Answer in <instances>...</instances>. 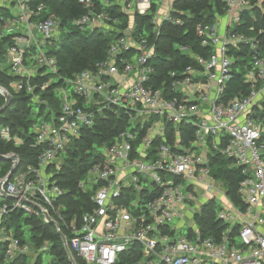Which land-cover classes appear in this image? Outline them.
Listing matches in <instances>:
<instances>
[{"label": "built area", "instance_id": "built-area-1", "mask_svg": "<svg viewBox=\"0 0 264 264\" xmlns=\"http://www.w3.org/2000/svg\"><path fill=\"white\" fill-rule=\"evenodd\" d=\"M77 1L84 12L71 21L72 27L104 29L114 32L115 39L103 59L65 77L49 52L69 31L58 15L31 0H0V38L12 40L5 62L20 77L12 87L44 107L32 126L40 146L36 163L17 168L4 182L7 174L0 178V263L36 253L2 225L5 216L22 210L46 223L49 216L59 227L63 222L70 252L72 248L87 264H117L122 253H127L126 264H264V139L257 116L264 99V29H237L247 19L256 20L257 11L264 17V0H220L224 13L213 23L195 26L212 52L195 57L200 68L169 71L168 85L163 80L159 86L152 78L157 40L164 23L183 26L186 11L175 7L179 0ZM117 10L124 16H117ZM138 16H150L149 29L138 32ZM245 46L248 91L224 100L233 77V51ZM39 74L49 79L34 83ZM52 84L59 100L56 110L39 93ZM106 110L122 112L128 126L112 142L86 150L95 157L77 186L90 193L91 208L66 223L60 203L65 190L54 174L72 141ZM181 124L191 129L187 141ZM0 136L11 139L8 126L0 128ZM215 154L241 169L240 201L228 196L224 180L212 174ZM4 155L11 166L16 156L19 165L16 153ZM211 201L225 224L218 235L204 234L195 217ZM188 214L196 222L187 223ZM48 245L45 241L37 250Z\"/></svg>", "mask_w": 264, "mask_h": 264}, {"label": "trees", "instance_id": "trees-1", "mask_svg": "<svg viewBox=\"0 0 264 264\" xmlns=\"http://www.w3.org/2000/svg\"><path fill=\"white\" fill-rule=\"evenodd\" d=\"M36 6L44 4L47 10L55 12L61 19V27L69 29L67 33L61 34L60 38L52 44L49 52L55 57L58 72L65 77H73L76 73L94 64L96 61L104 58L108 44L115 39V33L104 29L79 31L72 27L71 21L80 16L84 10L78 4L77 0H31ZM175 7L186 11L182 18L183 26H173L164 23L160 37L157 40L156 54L153 59L155 66L154 78L155 86L161 85L162 81L169 82V71L181 72L187 66L200 68L195 57H207L212 52V47L202 44V38L196 34L195 26L199 22L213 23L217 15L224 13V5L220 0H179ZM117 16L123 17V13L117 10ZM257 19H247L238 30L248 31V26L253 25L255 29H264V17ZM150 16H138V32L142 28L149 29L148 19ZM12 44L10 36L0 38V86L6 88L12 95L10 105L0 113V128L8 126L11 139L5 140L0 136V154L14 152L18 155V171H22L27 165L35 164L40 146L35 145L36 139L33 131L34 122L43 116L44 107L33 104L31 96L25 91H15L13 83L20 77L11 74L3 67L6 60V52L9 45ZM188 45V51H182L180 47ZM236 60L233 65V77L227 83L224 100L235 96L241 90L243 94L248 91L249 84L244 81V72L249 65L248 47H242L240 51L234 50ZM49 79L48 75L39 74L34 78V83H43ZM54 84L41 92L40 95L48 98L51 107L56 110L59 106V100L53 92ZM5 98L0 93V106ZM257 116L261 119L263 126L262 138L264 139V99L257 107ZM127 117L122 112L104 111L95 117V123L90 128H85L79 139L72 141L66 152L61 155V165L54 174L57 183L65 190V194L60 198L62 204V213L66 223L72 218L78 220L80 215L91 208L90 193L83 192L78 188V180L82 177L86 167L93 162L95 157L90 152H86L94 145L103 142H112L114 137L128 126ZM169 131L174 128L168 126ZM179 130L187 141L186 132L191 129L185 125H179ZM190 137V135H189ZM1 161V160H0ZM231 159L220 154L212 157V174L224 180L227 194L235 201H240L237 194L238 183L243 177L241 169L236 166H230ZM11 167V161L5 160L0 165V176H3ZM54 171L56 168L51 166ZM50 167V168H51ZM52 168L50 170H52ZM198 223L204 234L218 235L225 224L217 219L216 205L213 201L204 205L199 213L196 214ZM61 231L70 238V234L63 222L59 221ZM2 225L11 229L14 234L20 238L22 243L36 249H40L45 241L49 242L46 252L51 256L48 264H72L66 253L63 241L57 233L56 227L51 223H46L41 217L28 215L22 210L5 216ZM71 253L77 264H87L80 258L76 251L71 248ZM127 253L120 255L117 264H126ZM138 257V256H137ZM29 255H21L14 261L7 264H42L41 253H38L34 259ZM3 264V263H0Z\"/></svg>", "mask_w": 264, "mask_h": 264}, {"label": "water", "instance_id": "water-1", "mask_svg": "<svg viewBox=\"0 0 264 264\" xmlns=\"http://www.w3.org/2000/svg\"><path fill=\"white\" fill-rule=\"evenodd\" d=\"M0 93L5 98L4 103L0 106V113H1L5 108H7L10 105V103L12 101V95L10 93L6 92L5 88H3L2 86H0ZM13 159H14V163L10 167V169H9V171L7 173V177H6V179L3 180V182L6 181L18 168V161L16 159V156L13 157ZM0 160H11V158L9 156H7V155L0 154ZM1 183L2 182L0 181V186H1ZM47 220H48L49 223L54 224L56 226L57 233L59 234V236L61 237V239H62V241L64 243V247H65V250H66V253L68 255V258H69L70 262L72 264H77L75 262V259H74L73 255H72V253L70 252V250H69V248L67 246L66 237L64 236L63 232L61 231V229L59 227V224L54 222L49 216L47 217Z\"/></svg>", "mask_w": 264, "mask_h": 264}, {"label": "rangeland", "instance_id": "rangeland-1", "mask_svg": "<svg viewBox=\"0 0 264 264\" xmlns=\"http://www.w3.org/2000/svg\"><path fill=\"white\" fill-rule=\"evenodd\" d=\"M218 20H219L220 22H224L225 18H224V17H218V18L216 19V21H218ZM3 67H5L6 70H7L8 72H10L9 67H8V62H4ZM2 161H5V160H1V161H0V165H1V162H2ZM185 221H186L187 223H193V222H196V220H195V219H192V217H191L189 214L186 215V217H185ZM27 243H28V242H27ZM28 244H29V243H28ZM31 249H33V251H36L35 255H34L33 252H29V256L32 257L31 260L34 259L38 253H41L42 264H48V263H49V261H50V259H51V256H50V255H48L46 252H40V251H38L36 248L32 247V245H31Z\"/></svg>", "mask_w": 264, "mask_h": 264}, {"label": "crops", "instance_id": "crops-1", "mask_svg": "<svg viewBox=\"0 0 264 264\" xmlns=\"http://www.w3.org/2000/svg\"><path fill=\"white\" fill-rule=\"evenodd\" d=\"M8 171H9V170H8ZM8 171H7L5 174H7V173H8ZM5 174H4V175H5ZM4 175H3V176H4ZM3 176H0V178H1V177H3Z\"/></svg>", "mask_w": 264, "mask_h": 264}]
</instances>
